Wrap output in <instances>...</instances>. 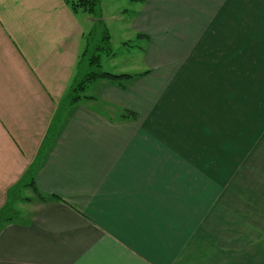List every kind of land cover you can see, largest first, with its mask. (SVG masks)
<instances>
[{"label":"crops","instance_id":"0c3cea01","mask_svg":"<svg viewBox=\"0 0 264 264\" xmlns=\"http://www.w3.org/2000/svg\"><path fill=\"white\" fill-rule=\"evenodd\" d=\"M18 1L0 0V210L39 154L95 22L46 0L27 9L33 26L57 16L39 39L19 31ZM134 4L121 33L144 68L125 88L90 84L64 109L33 174L46 200L19 195L0 226V264H264V127L249 129L243 154L223 127L241 88L264 75V0ZM101 13L111 39L103 0Z\"/></svg>","mask_w":264,"mask_h":264},{"label":"rangeland","instance_id":"374dc122","mask_svg":"<svg viewBox=\"0 0 264 264\" xmlns=\"http://www.w3.org/2000/svg\"><path fill=\"white\" fill-rule=\"evenodd\" d=\"M4 1V0H2ZM25 1V3L23 2ZM76 0H69V2ZM18 7H13V20H18L20 23L23 22L19 31L27 32L34 34L39 37V39L45 35L48 29H56L57 25V16H54V22L49 21L48 23H37L34 22V26L29 19H31L30 12L27 9L28 6H35L36 8L41 9V6L46 3V0H19ZM69 5V3H68ZM70 7V6H69ZM134 3H131L127 0H103V15L107 19L110 33H111V46L113 50V54L115 56L114 62L110 60L111 58H102L101 60V69L104 72L119 75V74H137L140 69L143 67L142 56L137 49H134V46H138V42L135 39H129V41H124L121 30L123 29L127 19L130 18L131 14L136 10ZM37 9V10H39ZM127 14L122 19L117 20L119 18L116 15V12L124 11ZM113 16L115 19H113ZM89 17V16H85ZM26 19V22L24 21ZM36 21V20H35ZM32 29V30H31ZM15 31V30H13ZM131 34V31L128 33ZM132 35V34H131ZM130 38V37H129ZM129 48H125V43ZM124 44V46H123ZM126 64V65H125ZM125 65V66H123ZM251 75L254 76L252 73ZM257 81L252 82V86L247 88H241V103L239 112L235 113L234 120L231 121L230 118H226V125L223 126L225 128V132L227 134V139L235 138V145H237L238 150H245V146L248 145L250 135L249 129L252 126L255 128L264 127V75H257L256 78H259ZM244 84H249L248 81H245ZM86 93V92H85ZM210 120L206 116H202L200 122L202 124L210 123ZM231 121V122H230ZM234 129L240 130V134L234 135ZM236 134V133H235ZM240 146V148H239ZM32 190L30 188L20 191L18 195L30 197L32 196ZM14 205V201H13ZM16 210V208H13Z\"/></svg>","mask_w":264,"mask_h":264},{"label":"trees","instance_id":"16d2710c","mask_svg":"<svg viewBox=\"0 0 264 264\" xmlns=\"http://www.w3.org/2000/svg\"><path fill=\"white\" fill-rule=\"evenodd\" d=\"M127 1L131 3H140L144 2L145 0ZM101 2L102 0H76L70 2V8L73 12L80 11L85 13L94 19L95 22L91 30L83 36V47L77 59L75 77L70 84L63 100L59 104L57 114L48 129L46 137L41 145L39 154L33 163L27 168L23 177L13 188L10 201L0 210V226L16 217L15 211L13 210V201L15 202L20 199L18 193L21 189L29 187L41 202L46 200V198L41 193H39L35 187L33 174L40 166V154L50 146V142L54 138L55 129L59 123L64 109L86 98L83 95L86 92L88 86L94 82L106 80L115 84L119 88H125L124 84L130 82L136 77L135 75L129 74L115 75L104 72L101 69L102 58H109L113 56L110 34L106 25L102 21ZM124 44L127 45L126 43ZM145 74L146 73H143L142 75ZM134 115L135 114L131 112L123 111V115L121 117H133Z\"/></svg>","mask_w":264,"mask_h":264}]
</instances>
